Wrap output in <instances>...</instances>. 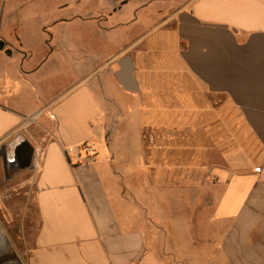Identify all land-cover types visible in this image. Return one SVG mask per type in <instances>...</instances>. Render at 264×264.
I'll return each mask as SVG.
<instances>
[{"label": "crops", "instance_id": "0c3cea01", "mask_svg": "<svg viewBox=\"0 0 264 264\" xmlns=\"http://www.w3.org/2000/svg\"><path fill=\"white\" fill-rule=\"evenodd\" d=\"M163 1L100 0L91 23L100 40L93 53L88 42L69 40L58 51L52 36L37 52L19 36L10 42L0 35V145L27 139L37 171L39 227L26 264H264V0ZM140 13L154 24L133 34ZM127 60L136 92L117 77ZM63 71L67 76L58 81ZM114 89L138 102L136 112L163 115L161 125L154 118L146 123L148 167L162 154L160 170L169 175L165 162L172 146L181 145L180 159L196 161L193 174L214 179L208 189L201 180L192 189L195 210L210 215L195 218L196 235L181 252H172L164 228L162 247L155 248L158 236L140 227L138 204L134 210L120 200L121 187L113 207L103 179L109 143L106 154L96 148L80 162L65 153L103 138L106 115H119L117 140L126 134L124 122L134 116ZM146 98L148 104L141 101ZM142 128L131 134L139 160ZM132 137L117 143L116 153L132 156ZM170 191L162 188V213L168 215ZM147 198L148 224L158 225L160 213L153 210L160 202Z\"/></svg>", "mask_w": 264, "mask_h": 264}, {"label": "rangeland", "instance_id": "374dc122", "mask_svg": "<svg viewBox=\"0 0 264 264\" xmlns=\"http://www.w3.org/2000/svg\"><path fill=\"white\" fill-rule=\"evenodd\" d=\"M77 1L0 0V35L3 34L10 42H15L16 37L19 36L26 43L32 45V49L37 52L41 50L40 43L42 41L50 42L52 36H54V49L58 51L66 50L68 47L65 44L69 40L80 45L88 42L93 53L98 50L100 40L98 34H95L91 23L96 19L93 18L95 17L93 16L95 10L102 3L100 0ZM140 1L142 0H133V4L140 3ZM170 1L164 0L162 3L167 4ZM142 14L140 13L139 22L134 26L133 34H142L147 29L152 28L154 24V18L152 19L151 16L150 18L146 17V15L141 16ZM8 24L10 25L9 30L4 28ZM4 29L7 33L4 32ZM157 34L158 31L154 32L152 36H157ZM8 44L9 42H5L6 46ZM166 57L168 58V55ZM173 60L174 58H172ZM175 65L176 63L172 62V66L174 67ZM64 75L67 76V72L63 71L58 81ZM113 93L132 111L134 116L124 122L127 125L130 124V126L127 127L126 125L124 128L126 129V134L117 140L118 137H114V131L120 123L118 122L119 115L115 117L106 115L107 117L105 118L102 114L101 118H105L104 137L95 140V142L87 141L88 143H92L99 151V154L102 155L108 151L106 147L108 143L111 145V151L107 152L109 160V167L107 168L110 171L108 170V174L103 176L104 185L108 191L110 201L113 207H115L117 197L115 188L121 187L123 194L120 200L128 204L132 203L133 205L137 203L138 210L136 205H134L135 209H133L144 216H141L140 227L146 230L149 229L156 237L158 236V239L154 240L155 248L161 249L162 247V238L164 237L162 231L164 228L169 230L168 232L171 238L169 244L172 252H181L182 246L189 244L190 241L193 242L192 238L196 235L194 234L196 225L195 218L204 217L205 219L210 215V210H195V193L192 189L196 184L200 183V180L202 181L203 188L208 189L214 179L211 177L195 176L193 174L196 168V161L180 159V152L184 149L181 145L172 146L174 150L171 152V159L165 162L167 166L164 169H167L169 175L162 176L163 171L160 169H162L164 162L162 160L163 155L160 153L159 158L153 163L151 162V167H148L147 156H149L150 149L147 138L151 129L146 128V123L154 118L161 125L163 115L158 112H150L148 114L144 111L142 113L136 112L135 108L139 107L137 101L135 102L133 99L121 96L116 89L113 90ZM138 93L140 94L141 91ZM149 100L150 98L141 99L146 104H148ZM158 100L161 101V98H158ZM173 100L177 105V97L173 98ZM171 120L175 124L178 122L177 112L171 114ZM141 123L143 127L140 130L143 158L139 160V151L136 142L137 137L135 135L134 138L131 134L137 131L138 125ZM127 136L132 137L134 142L132 156H130V151L123 152L122 155L115 151L116 144L119 142L120 144H124ZM10 146L11 141L0 145V264H26L27 256L31 252L39 227V219L34 201V180L37 171L35 165L33 166L32 164L29 168L25 169H18L12 166L8 161V159L12 158V154L9 156ZM190 147L193 149L194 146L191 145ZM138 164L139 167L137 166ZM131 169L135 173H131ZM165 172L166 170L163 173ZM115 173L121 178L116 176ZM148 174H150L149 177ZM148 187H151L154 192L148 193ZM163 187H169L171 190L169 194V203L171 206L169 215L166 214L167 210L162 213L161 206L164 205ZM184 189V192L181 191ZM203 195L210 196V193L207 192ZM149 196L156 204L160 202V207L158 206V208L153 210L156 213L155 215L160 213L158 225L151 223V226L148 224L146 218L147 214L144 204H147V197ZM190 200L191 203H189ZM184 201L187 203L186 207H184ZM167 204L168 202H166V206ZM163 216H166L164 220L162 219ZM149 219V221H152L151 218ZM182 220H188L187 224H180ZM144 221L146 223H143ZM165 243L168 242L165 240Z\"/></svg>", "mask_w": 264, "mask_h": 264}, {"label": "water", "instance_id": "95a60500", "mask_svg": "<svg viewBox=\"0 0 264 264\" xmlns=\"http://www.w3.org/2000/svg\"><path fill=\"white\" fill-rule=\"evenodd\" d=\"M2 46L3 41L0 40V49L2 48ZM117 77L125 90L130 92L138 91V88L133 79L132 67L128 60L122 63L121 69L117 73ZM11 154L12 158L8 159V161L10 164H12V166L18 169L29 168L32 164L34 148L28 142V140L21 137L11 144L9 156Z\"/></svg>", "mask_w": 264, "mask_h": 264}, {"label": "built area", "instance_id": "2783aa9c", "mask_svg": "<svg viewBox=\"0 0 264 264\" xmlns=\"http://www.w3.org/2000/svg\"><path fill=\"white\" fill-rule=\"evenodd\" d=\"M65 153L68 156H71L75 159L76 162H80L82 160V156L86 157H93L96 153V148L93 146L92 143L83 142L74 147H67L65 149Z\"/></svg>", "mask_w": 264, "mask_h": 264}]
</instances>
